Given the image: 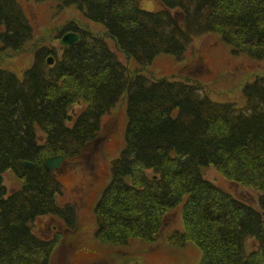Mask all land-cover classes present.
<instances>
[{
    "label": "trees",
    "instance_id": "obj_1",
    "mask_svg": "<svg viewBox=\"0 0 264 264\" xmlns=\"http://www.w3.org/2000/svg\"><path fill=\"white\" fill-rule=\"evenodd\" d=\"M51 1L56 11L77 7L105 33L71 21L57 38L77 32L74 44L60 52L44 42L33 46V64L22 76L0 66V264H52L58 237L76 229L78 211L74 203H59L63 185L46 159L81 158L124 95L125 143L95 205L96 237L153 244L167 216L182 206L183 228L168 235L173 246L196 243L199 264H261L264 73L243 86L240 104L213 98L187 65L162 76L152 65L160 54L182 61L204 33L219 34L235 54L264 60V0H158L156 10L144 9L140 0ZM34 35L21 0H0V53L25 48ZM210 165L253 189L259 207L207 179L203 170ZM7 170L22 179L19 188L9 191ZM43 215L61 220L53 238L33 230ZM249 238L255 247L248 252Z\"/></svg>",
    "mask_w": 264,
    "mask_h": 264
},
{
    "label": "rangeland",
    "instance_id": "obj_2",
    "mask_svg": "<svg viewBox=\"0 0 264 264\" xmlns=\"http://www.w3.org/2000/svg\"><path fill=\"white\" fill-rule=\"evenodd\" d=\"M21 2L33 21L35 38L19 51L0 53V66L19 76L33 64V46L44 42L55 46L59 52L62 50L57 36L68 22L76 21L95 33H105L102 25L85 20L75 6H64L56 11V3L51 0ZM140 3L147 10L160 7L158 0H140ZM109 41L113 44L110 39ZM185 54L182 61L170 54L156 57L153 72L173 75L177 74L180 67L187 65V72L206 84L211 96L219 101H236L242 104L243 86L256 75L264 73V60H255L244 53H233L232 48L217 33L198 35ZM119 55L127 62L122 53ZM80 109L78 105L75 106L76 111ZM127 120V100L124 95L104 115L100 135L87 145L82 157L67 160L61 165L58 175L63 192L58 200L62 205L76 204L78 225L75 230L64 231L58 237L51 256L52 264H199L201 249L196 243L190 242L186 247H177L168 241L173 228L183 227L182 206L167 216L153 244L137 239L127 245H117L101 242L96 237L95 205L110 181L112 161L124 146ZM203 172L207 179L221 188L259 207L258 194L253 189L230 181L213 165L205 167ZM4 183L12 191L22 185V179L13 170H7ZM32 226L39 236L47 239L55 237L58 230L63 228L61 220L51 215L37 217ZM252 239L249 238L246 242L247 251L253 250L255 242Z\"/></svg>",
    "mask_w": 264,
    "mask_h": 264
},
{
    "label": "water",
    "instance_id": "obj_3",
    "mask_svg": "<svg viewBox=\"0 0 264 264\" xmlns=\"http://www.w3.org/2000/svg\"><path fill=\"white\" fill-rule=\"evenodd\" d=\"M79 34L76 32H68L65 33L62 38L60 39V42L62 45H71L78 41ZM53 62V59L49 60V63L51 64ZM66 160V156L64 155H55L50 156L46 159V166L51 170H58L62 163ZM25 165L31 166L32 163L26 161Z\"/></svg>",
    "mask_w": 264,
    "mask_h": 264
}]
</instances>
